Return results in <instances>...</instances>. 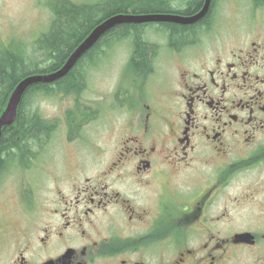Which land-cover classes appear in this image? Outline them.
<instances>
[{
	"label": "flooded vegetation",
	"instance_id": "obj_1",
	"mask_svg": "<svg viewBox=\"0 0 264 264\" xmlns=\"http://www.w3.org/2000/svg\"><path fill=\"white\" fill-rule=\"evenodd\" d=\"M38 2L49 25L56 1ZM173 3L151 14L190 17L204 0L190 15ZM137 24L116 43L112 144L82 130L103 119L100 103L69 98L80 111L58 127L88 159L55 171L48 189L38 160L0 169V194L26 174L20 210L0 215V264H264V0H210L174 43L161 22ZM16 41L0 55L22 56Z\"/></svg>",
	"mask_w": 264,
	"mask_h": 264
},
{
	"label": "trees",
	"instance_id": "obj_2",
	"mask_svg": "<svg viewBox=\"0 0 264 264\" xmlns=\"http://www.w3.org/2000/svg\"><path fill=\"white\" fill-rule=\"evenodd\" d=\"M52 6L53 21L41 31L37 43L38 53L47 61L45 67L38 66L24 55L17 57L16 51L4 52L0 55V81H5V90H11L20 78L32 73H49L59 68L74 48L88 35V33L104 19L118 13L151 14L167 13L179 9L178 3L187 2L188 7L184 15L198 11L202 0H96L93 3L77 4L55 0ZM172 1V2H170ZM177 3L176 6L173 3ZM183 4V3H182ZM191 8L196 11L191 12ZM185 8V7H184ZM191 12V13H190ZM180 13V12H179ZM165 31L172 33L170 43L181 41L185 33L194 24L175 22H161ZM137 23H120L100 36L60 78L53 82H36L29 85L23 92L14 122L2 127L0 133V169L5 165L19 162L23 165L36 160L49 144L58 127V121L44 117L39 108L34 106L40 98L51 97L56 93L61 95H78L86 87L85 65L96 66L106 50L119 40L129 37ZM134 28V29H133ZM132 36V34H131ZM137 42V39H135ZM138 48L145 49V45L138 43ZM96 58V59H95ZM95 59V60H93ZM87 70V69H86ZM11 86V87H10ZM3 92L0 90V109ZM77 101V100H76ZM78 102V101H77ZM80 111L79 104L66 109L64 119L70 124L73 115ZM79 120H76L78 122Z\"/></svg>",
	"mask_w": 264,
	"mask_h": 264
},
{
	"label": "rangeland",
	"instance_id": "obj_3",
	"mask_svg": "<svg viewBox=\"0 0 264 264\" xmlns=\"http://www.w3.org/2000/svg\"><path fill=\"white\" fill-rule=\"evenodd\" d=\"M77 4L93 3L96 0H71ZM227 5V2H226ZM226 8V7H225ZM50 14L41 4L36 3V0H5V3L0 6V47L3 44L12 40V48L15 47L18 40L21 42L22 48L25 50L24 57L30 58L33 62L39 63L38 66L45 67L47 61L45 57L37 51L30 52L29 50L35 45L37 39L36 33L45 30L49 21ZM34 36V37H33ZM37 46V44H36ZM37 48V47H36ZM118 46L112 45L106 50V55L99 61L96 66H92L88 71L86 87L78 95H61L56 93L51 97L40 98L34 106L39 108L41 114L50 119H56L61 124L62 118L65 116L66 109H70L69 103L73 102L74 98L85 99L89 103L97 102L102 109L104 116L100 117V123L91 122L84 126V129H89L92 133V139L97 142L103 141L108 146L112 144L110 118L112 86L114 82V66L116 55L119 54ZM14 52V51H13ZM20 57L19 55H16ZM106 104V106H105ZM105 106V107H104ZM106 113H105V111ZM106 114V115H105ZM111 116V115H110ZM105 118V119H104ZM58 127L53 139L45 147V151L36 158L41 164L38 165L43 169L33 168L34 171H42L39 173L40 179L45 178L44 189H48L51 185L50 178L55 171L66 172V167H71L76 160L86 158V148L78 149L77 142L64 138V127ZM64 129V131L62 130ZM101 144V142H100ZM64 146V147H63ZM48 171V172H47ZM31 178H37L32 175ZM26 174L15 173L8 175L4 179V184L1 183L2 193L0 194V215L9 214L10 210L19 211L20 204L15 197V192H18L23 183L26 181ZM3 182V181H2ZM19 182H21L19 184ZM32 180L29 182L31 183ZM29 187L30 184L26 183ZM35 186V185H34ZM18 190V191H17ZM1 191V190H0ZM26 195V191L21 189Z\"/></svg>",
	"mask_w": 264,
	"mask_h": 264
},
{
	"label": "water",
	"instance_id": "obj_4",
	"mask_svg": "<svg viewBox=\"0 0 264 264\" xmlns=\"http://www.w3.org/2000/svg\"><path fill=\"white\" fill-rule=\"evenodd\" d=\"M210 0H204L201 10L190 17H180L168 14H114L98 23L88 35L74 48L59 69L51 73L30 74L22 78L12 90L6 106L0 114V133L5 125L11 124L17 114L18 104L25 89L36 82H53L62 77L76 62V60L107 30L120 23H143V22H175L189 24L198 20L206 12Z\"/></svg>",
	"mask_w": 264,
	"mask_h": 264
}]
</instances>
